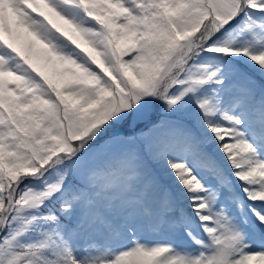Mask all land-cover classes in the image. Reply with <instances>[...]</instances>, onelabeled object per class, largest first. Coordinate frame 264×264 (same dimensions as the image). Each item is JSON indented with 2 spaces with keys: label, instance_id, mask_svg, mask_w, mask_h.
<instances>
[{
  "label": "snow or ice",
  "instance_id": "6c2138e0",
  "mask_svg": "<svg viewBox=\"0 0 264 264\" xmlns=\"http://www.w3.org/2000/svg\"><path fill=\"white\" fill-rule=\"evenodd\" d=\"M0 264H264V0H0Z\"/></svg>",
  "mask_w": 264,
  "mask_h": 264
}]
</instances>
